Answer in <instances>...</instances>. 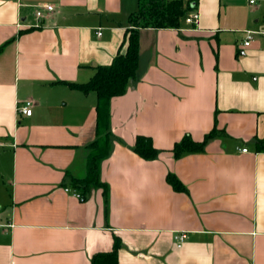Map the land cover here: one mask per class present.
I'll use <instances>...</instances> for the list:
<instances>
[{
    "label": "crops",
    "instance_id": "crops-1",
    "mask_svg": "<svg viewBox=\"0 0 264 264\" xmlns=\"http://www.w3.org/2000/svg\"><path fill=\"white\" fill-rule=\"evenodd\" d=\"M184 1L179 27L141 28L138 76L111 99L106 200L66 191L86 175L97 98L64 81L125 52L138 1L0 0V264H90L116 236L118 264H264V0ZM140 134L155 158L134 151Z\"/></svg>",
    "mask_w": 264,
    "mask_h": 264
},
{
    "label": "trees",
    "instance_id": "trees-1",
    "mask_svg": "<svg viewBox=\"0 0 264 264\" xmlns=\"http://www.w3.org/2000/svg\"><path fill=\"white\" fill-rule=\"evenodd\" d=\"M137 1L136 10L129 14L130 27L124 39L125 52L119 51L110 63L98 65L88 81H64L84 93L94 92L97 98L96 136L87 145L89 148L87 172L84 177L73 178L74 189L80 193V197H83L92 187H101L107 200L108 185L101 179L100 165L110 153V102L113 97L124 94L129 83L138 76L141 28H177L189 10V5L184 0ZM4 45L5 43L0 46V51ZM214 135L215 129H212L204 135L203 139L196 140L187 133L174 143L172 151L176 157L184 153L203 151L207 141ZM133 149L145 159H153L159 152L151 137L141 134L137 136ZM166 179L175 190H186L185 185L175 173L168 172ZM120 246L119 237H114L112 249L94 253L90 264H118Z\"/></svg>",
    "mask_w": 264,
    "mask_h": 264
},
{
    "label": "built area",
    "instance_id": "built-area-1",
    "mask_svg": "<svg viewBox=\"0 0 264 264\" xmlns=\"http://www.w3.org/2000/svg\"><path fill=\"white\" fill-rule=\"evenodd\" d=\"M255 0H250V2H254ZM54 10L53 4L44 3L36 6L35 8V16L39 19L45 15V12H51ZM198 19V12L193 11L187 18V21L193 22ZM98 34H101V31H98ZM252 37L251 32L247 35V39L245 40V44L248 45L250 43V39ZM32 105L33 101L31 99L25 100L19 107L20 112L24 114L30 115L32 113ZM242 151H247V148L244 147L241 149ZM66 191L72 192L74 195L80 197V193L75 190L71 189L70 187H66ZM175 240L177 242V246H181L185 241V234L183 232H177L175 235Z\"/></svg>",
    "mask_w": 264,
    "mask_h": 264
}]
</instances>
